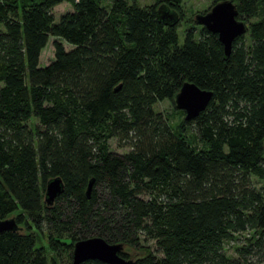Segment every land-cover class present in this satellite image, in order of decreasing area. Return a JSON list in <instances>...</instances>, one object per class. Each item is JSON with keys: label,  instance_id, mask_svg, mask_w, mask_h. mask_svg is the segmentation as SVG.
<instances>
[{"label": "trees", "instance_id": "trees-1", "mask_svg": "<svg viewBox=\"0 0 264 264\" xmlns=\"http://www.w3.org/2000/svg\"><path fill=\"white\" fill-rule=\"evenodd\" d=\"M61 1L0 0V218L19 226L0 233V264H70L72 243L92 235L131 264H264V191L251 182L264 179V0H231L250 42L237 35L226 56L200 24L179 42L181 0L158 3L178 13L171 25L135 0H68L54 20ZM49 36L71 48L53 41L39 65ZM184 80L211 96L173 126L152 105L174 106ZM52 176L63 188L46 205Z\"/></svg>", "mask_w": 264, "mask_h": 264}, {"label": "water", "instance_id": "water-1", "mask_svg": "<svg viewBox=\"0 0 264 264\" xmlns=\"http://www.w3.org/2000/svg\"><path fill=\"white\" fill-rule=\"evenodd\" d=\"M236 6L231 0H219L212 3L205 11L193 14L192 20L203 25L207 30L216 33L226 56L232 40L246 29V23L236 18ZM158 21L164 24H174L178 20L175 9L160 3L155 9ZM211 91L198 87L192 81L184 80L173 95L174 106L183 111V118L190 119L198 114L207 104ZM264 148V142H263ZM91 185L89 179L85 194L88 195ZM63 183L59 176L46 179L43 191V201L51 205L54 197L62 190ZM19 226L13 216L0 218V233L6 230H16ZM123 248L119 242H107L101 236L92 235L77 239L72 243L70 264H78L85 259H99L108 264H131L132 258H124L118 254Z\"/></svg>", "mask_w": 264, "mask_h": 264}, {"label": "rangeland", "instance_id": "rangeland-1", "mask_svg": "<svg viewBox=\"0 0 264 264\" xmlns=\"http://www.w3.org/2000/svg\"><path fill=\"white\" fill-rule=\"evenodd\" d=\"M135 2L140 6H147L150 4L157 5L160 0H135ZM211 4V0H181L179 3V10H180V19L176 23V31L179 42H181L183 38V33L187 28H193L195 36H198L200 25L194 24L192 21L193 14L196 12H203L205 9H207ZM106 9L109 7V1H105L102 4ZM71 10V3L68 0H63L60 3L54 5L51 8V13L54 17V20H57L58 16L62 14L65 11ZM247 24V22H246ZM244 39L246 44L250 42L249 36L247 31L243 33ZM53 41H59L63 45L65 49L71 48V45L67 42H65L63 39L55 37V36H49L45 45L41 48L40 54H39V65H43L47 62H49L53 58ZM153 109L155 111L160 112L161 114L165 115L167 121L175 126L179 121H181L183 114L180 111H177L178 109L173 106V104L167 100L162 99L158 100L153 103L152 105ZM177 109V110H176ZM35 121L33 118L29 120V124ZM108 147L110 150L115 152H125L128 149V146L123 144L121 140H118L115 137H111L108 139ZM252 185L255 189H259L261 191H264V179L257 178L255 176L251 177ZM141 196L147 197V193L145 191L140 193ZM8 216H12V214H9ZM248 235L247 232H240L236 234V239L234 240H227L224 242V249L228 255H235L234 253V247L237 243H241L244 240V237ZM141 243L144 245H149V247L157 252V249L154 245V242L152 239L143 238L141 237ZM124 251L127 253L128 256H134L136 251L133 248L130 247H124ZM61 260L62 263H65L66 261H69L70 258L67 257V254L61 253ZM264 262V261H263Z\"/></svg>", "mask_w": 264, "mask_h": 264}]
</instances>
